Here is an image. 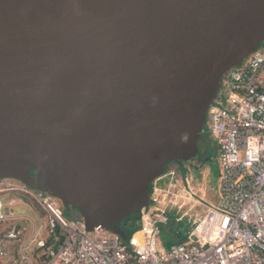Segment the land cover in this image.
<instances>
[{"label":"water","instance_id":"1","mask_svg":"<svg viewBox=\"0 0 264 264\" xmlns=\"http://www.w3.org/2000/svg\"><path fill=\"white\" fill-rule=\"evenodd\" d=\"M263 44L264 0H0V179L128 243Z\"/></svg>","mask_w":264,"mask_h":264},{"label":"built area","instance_id":"2","mask_svg":"<svg viewBox=\"0 0 264 264\" xmlns=\"http://www.w3.org/2000/svg\"><path fill=\"white\" fill-rule=\"evenodd\" d=\"M220 93L226 102L209 109L204 128L218 152L217 205L191 194L172 170L155 182L142 230L126 243L67 219L51 195L0 179V264H264V44L223 76ZM185 207L177 220L197 243L167 248L159 224Z\"/></svg>","mask_w":264,"mask_h":264},{"label":"rangeland","instance_id":"3","mask_svg":"<svg viewBox=\"0 0 264 264\" xmlns=\"http://www.w3.org/2000/svg\"><path fill=\"white\" fill-rule=\"evenodd\" d=\"M225 102V94L219 93L216 103L219 106H223ZM203 137L206 138L204 135ZM187 163H189V169L186 173V183L183 181L184 185L188 188L191 194L197 197H202L201 200H203V202H205L208 197H213L217 205L221 194V179L216 145H212L210 140H208V142L205 141V146H202V156L194 158ZM208 202L213 204L212 201ZM61 209L65 217L69 220H72L76 215L71 208H63L61 206ZM188 209L189 207H185L181 211L173 212L174 217L170 215L168 217V221L159 224V239L167 248L179 244H185V240H192L197 243V240L195 239L196 237L187 227L185 222H179L177 220L178 218H181L183 213L187 212ZM194 213L197 218L198 215L202 213V208H196ZM192 216L193 213H190V216L186 218L189 223L194 220L192 219ZM127 227L129 228V238H132L135 234L140 232L142 230V219L140 216H137L131 223H127ZM180 230L187 233V235L182 239L178 236V232Z\"/></svg>","mask_w":264,"mask_h":264},{"label":"flooded vegetation","instance_id":"4","mask_svg":"<svg viewBox=\"0 0 264 264\" xmlns=\"http://www.w3.org/2000/svg\"><path fill=\"white\" fill-rule=\"evenodd\" d=\"M203 135H204L206 138H204ZM203 135H202V137H201V139H200V141H199V145H198V146H199V153H198V155H197L196 158L202 156V146H205V141L208 142V140H210L211 143H212V145H214V142H213V141L211 140V138L206 134V131L203 132ZM214 146H215V145H214ZM188 164H189V163H185V169H186V172H187V170L189 169Z\"/></svg>","mask_w":264,"mask_h":264},{"label":"crops","instance_id":"5","mask_svg":"<svg viewBox=\"0 0 264 264\" xmlns=\"http://www.w3.org/2000/svg\"><path fill=\"white\" fill-rule=\"evenodd\" d=\"M179 178H182V180H183V177H182V174H181V173H179ZM183 181H184V180H183ZM205 201H206L208 204H210L208 201H212L213 204H210L211 206L216 205V202L214 201L213 197H208L207 200H205ZM214 203H215V204H214ZM172 215H173V212H172ZM178 236H179L180 239H182L183 237L186 236V233L180 230V231L178 232ZM189 241H190V240H185V243H187V242H189Z\"/></svg>","mask_w":264,"mask_h":264},{"label":"trees","instance_id":"6","mask_svg":"<svg viewBox=\"0 0 264 264\" xmlns=\"http://www.w3.org/2000/svg\"><path fill=\"white\" fill-rule=\"evenodd\" d=\"M77 216V215H76ZM74 218V217H73ZM126 225V224H125Z\"/></svg>","mask_w":264,"mask_h":264},{"label":"bare ground","instance_id":"7","mask_svg":"<svg viewBox=\"0 0 264 264\" xmlns=\"http://www.w3.org/2000/svg\"><path fill=\"white\" fill-rule=\"evenodd\" d=\"M215 145V144H214Z\"/></svg>","mask_w":264,"mask_h":264}]
</instances>
